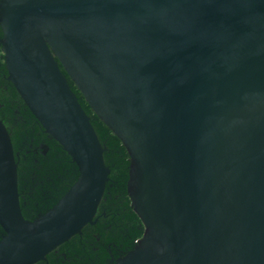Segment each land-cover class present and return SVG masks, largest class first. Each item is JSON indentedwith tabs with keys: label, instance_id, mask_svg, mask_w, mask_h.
I'll return each instance as SVG.
<instances>
[{
	"label": "water",
	"instance_id": "1",
	"mask_svg": "<svg viewBox=\"0 0 264 264\" xmlns=\"http://www.w3.org/2000/svg\"><path fill=\"white\" fill-rule=\"evenodd\" d=\"M0 28L7 79L78 172L24 218L0 119V264L96 221L110 170L66 75L129 156L144 232L110 264H264V0H0Z\"/></svg>",
	"mask_w": 264,
	"mask_h": 264
},
{
	"label": "trees",
	"instance_id": "2",
	"mask_svg": "<svg viewBox=\"0 0 264 264\" xmlns=\"http://www.w3.org/2000/svg\"><path fill=\"white\" fill-rule=\"evenodd\" d=\"M0 68L3 74H0L3 84L0 86V119L9 132L17 161L21 212L24 218L31 220L48 210L66 192L77 177V167L30 112L6 78L7 71L3 64ZM66 77L105 148L103 160L110 172L93 218L96 219L95 223L84 225L80 234L71 236L47 253L44 260L34 264H110L132 249L144 232L126 190L129 156L121 141L91 111L80 92ZM2 233L0 227V238Z\"/></svg>",
	"mask_w": 264,
	"mask_h": 264
},
{
	"label": "flooded vegetation",
	"instance_id": "3",
	"mask_svg": "<svg viewBox=\"0 0 264 264\" xmlns=\"http://www.w3.org/2000/svg\"><path fill=\"white\" fill-rule=\"evenodd\" d=\"M1 35H2V32H1V28H0V37H1ZM4 65V68H5V63H4V57H3V53H2V51H1V46H0V66L1 65ZM0 74L1 75H3L2 74V69L0 68ZM7 76V75H6ZM7 78V77H6ZM0 86H3V84L0 82Z\"/></svg>",
	"mask_w": 264,
	"mask_h": 264
},
{
	"label": "built area",
	"instance_id": "4",
	"mask_svg": "<svg viewBox=\"0 0 264 264\" xmlns=\"http://www.w3.org/2000/svg\"><path fill=\"white\" fill-rule=\"evenodd\" d=\"M136 242H137V240H136ZM136 242H135V243H136Z\"/></svg>",
	"mask_w": 264,
	"mask_h": 264
}]
</instances>
